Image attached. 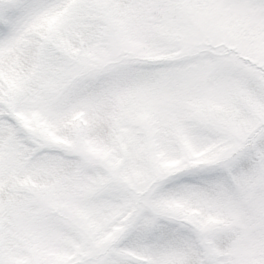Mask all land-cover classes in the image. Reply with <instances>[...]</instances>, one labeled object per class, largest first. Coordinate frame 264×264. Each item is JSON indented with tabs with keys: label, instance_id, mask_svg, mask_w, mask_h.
<instances>
[{
	"label": "snow or ice",
	"instance_id": "6c2138e0",
	"mask_svg": "<svg viewBox=\"0 0 264 264\" xmlns=\"http://www.w3.org/2000/svg\"><path fill=\"white\" fill-rule=\"evenodd\" d=\"M0 264H264V0H0Z\"/></svg>",
	"mask_w": 264,
	"mask_h": 264
}]
</instances>
